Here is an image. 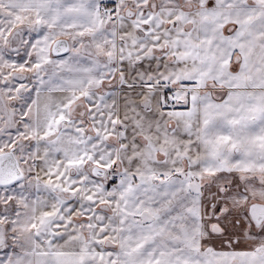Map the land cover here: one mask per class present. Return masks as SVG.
I'll return each instance as SVG.
<instances>
[{"label": "snow or ice", "instance_id": "6c2138e0", "mask_svg": "<svg viewBox=\"0 0 264 264\" xmlns=\"http://www.w3.org/2000/svg\"><path fill=\"white\" fill-rule=\"evenodd\" d=\"M0 264H264V0H0Z\"/></svg>", "mask_w": 264, "mask_h": 264}]
</instances>
